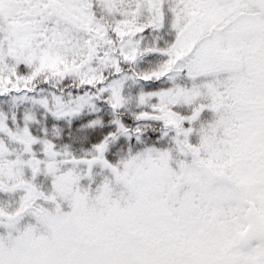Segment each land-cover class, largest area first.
I'll list each match as a JSON object with an SVG mask.
<instances>
[{"label": "snow or ice", "instance_id": "obj_1", "mask_svg": "<svg viewBox=\"0 0 264 264\" xmlns=\"http://www.w3.org/2000/svg\"><path fill=\"white\" fill-rule=\"evenodd\" d=\"M0 264H264V0H0Z\"/></svg>", "mask_w": 264, "mask_h": 264}]
</instances>
